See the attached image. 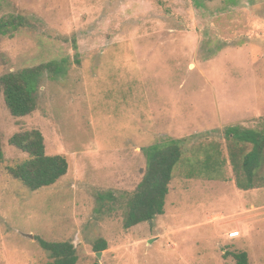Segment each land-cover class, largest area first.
Returning a JSON list of instances; mask_svg holds the SVG:
<instances>
[{"label": "rangeland", "instance_id": "374dc122", "mask_svg": "<svg viewBox=\"0 0 264 264\" xmlns=\"http://www.w3.org/2000/svg\"><path fill=\"white\" fill-rule=\"evenodd\" d=\"M8 21L0 264H51L37 239L71 242L76 264H231L235 251L264 264V185L236 187L224 135L228 126L264 129V0H0V23ZM54 60L61 68L38 79L35 110L13 116L2 78ZM31 129L69 165L36 190L8 171L27 157L9 138ZM168 138L185 142L164 213L126 229L142 150ZM211 145L223 159L219 177L203 167L189 177L187 159L203 161ZM101 238L106 249L95 250Z\"/></svg>", "mask_w": 264, "mask_h": 264}, {"label": "trees", "instance_id": "16d2710c", "mask_svg": "<svg viewBox=\"0 0 264 264\" xmlns=\"http://www.w3.org/2000/svg\"><path fill=\"white\" fill-rule=\"evenodd\" d=\"M8 24L13 25V21L0 23V30ZM60 68V64L54 60L5 75L2 78L4 101L10 113L13 116H24L35 110L36 98L33 91L38 79L47 72L58 74ZM224 135L229 141V160L235 173L236 187L239 190H250L263 186L264 177H259L258 174L264 167V129L228 126L224 129ZM184 142L185 138H168L161 144L142 150L146 156L145 172L136 189L128 195L124 228L153 220L155 216L164 213L165 198L174 168L184 160ZM9 143L27 154L21 162L8 167V171L29 189L52 185L67 172L69 165L63 154H46L40 130L15 133L9 138ZM219 154L218 147L211 145V150H204L203 161L187 159L190 166L187 175L194 177L197 175V167H203L206 171L213 169L216 174L211 177L218 178V168L223 164V159H218ZM37 240L43 249L50 252L51 264H76V250L71 242ZM106 246L107 243L102 238L93 245L95 250H104ZM231 256V264H250L245 251H235Z\"/></svg>", "mask_w": 264, "mask_h": 264}, {"label": "built area", "instance_id": "2783aa9c", "mask_svg": "<svg viewBox=\"0 0 264 264\" xmlns=\"http://www.w3.org/2000/svg\"><path fill=\"white\" fill-rule=\"evenodd\" d=\"M238 235H239V232L237 230H234V231L229 233V237H236Z\"/></svg>", "mask_w": 264, "mask_h": 264}, {"label": "crops", "instance_id": "0c3cea01", "mask_svg": "<svg viewBox=\"0 0 264 264\" xmlns=\"http://www.w3.org/2000/svg\"><path fill=\"white\" fill-rule=\"evenodd\" d=\"M253 189H254V190H255V189H257V190H258V189H263V188H261V187H260V188H253ZM250 190H252V189H250ZM251 209L253 210V209H255V207H254V206H252V207H251ZM233 214H234V213H233ZM235 214H236V213H235ZM239 233H240V232H239Z\"/></svg>", "mask_w": 264, "mask_h": 264}, {"label": "water", "instance_id": "95a60500", "mask_svg": "<svg viewBox=\"0 0 264 264\" xmlns=\"http://www.w3.org/2000/svg\"><path fill=\"white\" fill-rule=\"evenodd\" d=\"M26 236H28L29 238H33L32 234H26ZM101 252H98L97 254H100Z\"/></svg>", "mask_w": 264, "mask_h": 264}, {"label": "bare ground", "instance_id": "6f19581e", "mask_svg": "<svg viewBox=\"0 0 264 264\" xmlns=\"http://www.w3.org/2000/svg\"><path fill=\"white\" fill-rule=\"evenodd\" d=\"M167 225V224H166Z\"/></svg>", "mask_w": 264, "mask_h": 264}]
</instances>
